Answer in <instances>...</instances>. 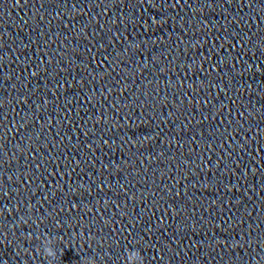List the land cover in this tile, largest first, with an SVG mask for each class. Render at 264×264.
I'll list each match as a JSON object with an SVG mask.
<instances>
[{"label":"clouds","instance_id":"clouds-1","mask_svg":"<svg viewBox=\"0 0 264 264\" xmlns=\"http://www.w3.org/2000/svg\"><path fill=\"white\" fill-rule=\"evenodd\" d=\"M41 243H42V250L38 248L37 252L48 259V264H52V261H54L57 257V251L53 247L55 243L54 238H50L46 236L41 241ZM137 256L142 257L141 264H144V259L140 252H133L130 255H128L126 259L123 261V264H131L132 260Z\"/></svg>","mask_w":264,"mask_h":264}]
</instances>
